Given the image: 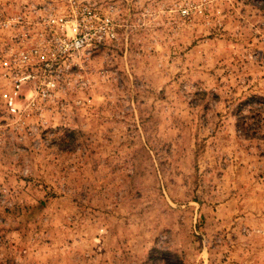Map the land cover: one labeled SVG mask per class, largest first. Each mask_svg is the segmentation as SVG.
Returning <instances> with one entry per match:
<instances>
[{"label":"rangeland","instance_id":"374dc122","mask_svg":"<svg viewBox=\"0 0 264 264\" xmlns=\"http://www.w3.org/2000/svg\"><path fill=\"white\" fill-rule=\"evenodd\" d=\"M114 1L83 106L0 105V264H264V0Z\"/></svg>","mask_w":264,"mask_h":264},{"label":"built area","instance_id":"2783aa9c","mask_svg":"<svg viewBox=\"0 0 264 264\" xmlns=\"http://www.w3.org/2000/svg\"><path fill=\"white\" fill-rule=\"evenodd\" d=\"M117 15L114 0H50L2 24L10 32L0 52L4 119L39 117L71 94L83 106L92 58L119 42Z\"/></svg>","mask_w":264,"mask_h":264}]
</instances>
